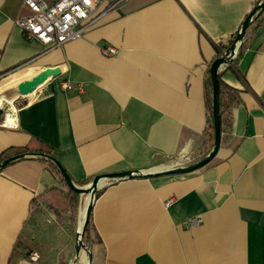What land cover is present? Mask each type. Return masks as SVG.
Masks as SVG:
<instances>
[{"label": "crops", "instance_id": "0c3cea01", "mask_svg": "<svg viewBox=\"0 0 264 264\" xmlns=\"http://www.w3.org/2000/svg\"><path fill=\"white\" fill-rule=\"evenodd\" d=\"M257 1L106 0L84 37L50 48L16 23L29 13L24 0H0V105L9 112L19 82L58 71L17 114L13 105L0 156L48 146L78 186L132 174L100 180L86 264H264V23L221 71L242 101L217 155L160 173L212 147L207 75ZM108 45L118 53L105 54ZM58 192L36 157L0 171V264H33L32 244L54 234L38 233L37 208Z\"/></svg>", "mask_w": 264, "mask_h": 264}, {"label": "built area", "instance_id": "2783aa9c", "mask_svg": "<svg viewBox=\"0 0 264 264\" xmlns=\"http://www.w3.org/2000/svg\"><path fill=\"white\" fill-rule=\"evenodd\" d=\"M106 0H24V5L29 9V13L19 17L16 23L21 27L27 38H37L50 48L62 47L67 42L82 38L86 35L92 24V14L98 6ZM123 0H112L109 8H112ZM224 42V44L228 43ZM103 52L108 55L117 54L118 49L112 45L105 46ZM225 49L221 51V54ZM237 57V52L233 58ZM233 62L224 65L223 69ZM222 69V70H223ZM64 88L81 89L72 83L65 82ZM33 98L29 96L17 95L13 103H17L19 108L31 102ZM19 108L16 110H19ZM6 116V112H5ZM5 116L0 121V126L6 125ZM16 124V123H15ZM14 123H9L15 127ZM189 155L184 154L181 159L176 160L172 167L185 166L189 164ZM201 222L199 216L189 219L187 225H196ZM40 254L33 250L30 252V261L38 262Z\"/></svg>", "mask_w": 264, "mask_h": 264}, {"label": "trees", "instance_id": "16d2710c", "mask_svg": "<svg viewBox=\"0 0 264 264\" xmlns=\"http://www.w3.org/2000/svg\"><path fill=\"white\" fill-rule=\"evenodd\" d=\"M263 0H258L256 4L253 6L252 10L249 12V14L246 16V18L250 15V13L253 11V9L258 6ZM245 18V19H246ZM245 21V20H244ZM244 23V22H243ZM242 23V25H243ZM264 23V8L260 9L254 14L253 20L251 21L250 25L247 28L246 34L244 38L242 39V43L240 48L237 52V57L235 58V61L239 59V57L242 55V53L247 49L250 45L252 40L254 39L255 35L259 31V29L262 27ZM240 30L233 36L231 40H229L228 43L223 44L222 50H227L230 48L235 42L236 38L241 31ZM218 53L217 57L221 56V51ZM207 86H208V92H207V103L208 107L210 109V126H209V137L213 139V145L212 147L205 151L204 155L193 160L190 164L196 163L206 157L212 150L214 146V140H215V118L213 113V82L210 75V71L207 75ZM219 78V116L221 121V132H222V139L225 140L227 138L226 131L231 126L233 122V109L237 105H239L242 101L241 98V90L239 88H236L230 84H228L222 77V72L218 74ZM224 133V134H223ZM5 154H2L0 156V164L7 159L8 157L4 156ZM14 155H21L18 159H23L26 157H36L38 160L45 162L48 168L52 171L58 182L63 186V192L66 195L68 199V204L74 208V210H78L80 202H81V193L78 192L76 189L72 188L64 178L63 173L61 172L60 168L57 166L53 158H57L55 154H53L52 149L48 146H44L39 149H30L28 147L24 148H18L15 150ZM53 157V158H52ZM58 159V158H57ZM59 160V159H58ZM60 161V160H59ZM61 162V161H60ZM62 164V162H61ZM63 165V164H62ZM64 166V165H63ZM4 168V167H3ZM0 168V171L3 169ZM65 168V167H64ZM67 171V170H66ZM68 172V171H67ZM93 213L91 209L89 221L87 223L84 238L87 239L90 237V232L93 228Z\"/></svg>", "mask_w": 264, "mask_h": 264}, {"label": "water", "instance_id": "95a60500", "mask_svg": "<svg viewBox=\"0 0 264 264\" xmlns=\"http://www.w3.org/2000/svg\"><path fill=\"white\" fill-rule=\"evenodd\" d=\"M264 8V0L256 6L253 11L250 13V15L245 19L242 29L239 32L236 42L225 52L221 54V56L215 58L213 62L211 63L210 66V75L212 78L213 82V113H214V118H215V140H214V146L211 150V152L201 159L200 161L192 164H187L185 166H176V167H171L170 169H165L161 170L160 173L162 174H177V173H188L195 171L197 169H200L204 167L206 164H208L218 153L220 147H221V141H222V132H221V121H220V116H219V103H218V98H219V78L218 74L222 71L224 65L229 63L230 61L233 62L234 58L233 55L238 52V49L241 46L242 39L244 38L247 28L250 25L251 21L253 20L254 14L259 11L260 9ZM57 72L55 69H47V70H42L38 72L36 75H34L32 78H28L25 80H22L18 84V95H23V96H29L31 94L36 93L43 85L50 83L52 79H54L57 76ZM5 109L4 106H0V118H4L5 116ZM21 155H13L5 159L1 164L0 168L5 167L9 163L17 160ZM53 158V157H52ZM57 166L60 168L61 172L64 175V178L66 179L67 183L74 189H76L78 192L81 194H87L91 193L94 195V192L98 189L100 180L104 177L107 178H123L127 176H132L131 172L129 171H123V172H113V173H107V174H102L98 175L94 178L92 183L87 184L85 186H78L74 183L72 177L70 174L66 171L64 166L61 164V162L57 158H53ZM95 197H93L94 200ZM92 200V201H93ZM91 201L92 204H90L87 213H86V218H85V223L82 228V231L79 232V239L80 241L83 240V236L85 233V229L87 226V223L89 221L91 209L93 208V202Z\"/></svg>", "mask_w": 264, "mask_h": 264}, {"label": "rangeland", "instance_id": "374dc122", "mask_svg": "<svg viewBox=\"0 0 264 264\" xmlns=\"http://www.w3.org/2000/svg\"><path fill=\"white\" fill-rule=\"evenodd\" d=\"M15 107L18 109L19 105L15 103ZM189 158L190 161L188 163L197 159H193L190 155ZM97 192L98 189L94 192L93 197H96ZM85 195L82 194L81 196L82 200L78 210H74L68 204L66 195L60 192L54 193L48 202H44L43 205L37 208V212L41 213V222H38L39 224L36 225L38 233L40 232L41 234V231H45V233L54 232V234H50L48 237L44 236L43 238L36 239L32 244L33 249L31 251L36 250L40 254L38 260L40 264L84 263V257H87L88 254L87 241L84 236L83 240L80 241V231L78 228H80L79 212L84 206ZM94 200L92 201L93 203ZM56 232H58V235H56Z\"/></svg>", "mask_w": 264, "mask_h": 264}, {"label": "bare ground", "instance_id": "6f19581e", "mask_svg": "<svg viewBox=\"0 0 264 264\" xmlns=\"http://www.w3.org/2000/svg\"><path fill=\"white\" fill-rule=\"evenodd\" d=\"M1 100H4L3 98L1 99ZM10 101H13V99L11 100V99H8V103L10 102ZM10 109H9V112H8V114H7V112H6V116H5V118H6V120H5V122L6 123H16V120H15V116H13V114H14V112H15V110H14V104H11V102H10ZM1 106V105H0ZM93 200V195L91 194V193H87L86 195H85V199H84V206L82 207V209L80 210V212H79V225H80V228H78L79 229V231L81 232L82 231V228H83V226H84V223H85V218H86V213H87V210H88V208H89V206H90V204H91V201ZM82 254V253H81ZM80 261V260H79ZM78 261V262H79ZM86 262H87V258L86 257H84V263L83 264H86ZM73 264H75V263H73Z\"/></svg>", "mask_w": 264, "mask_h": 264}]
</instances>
